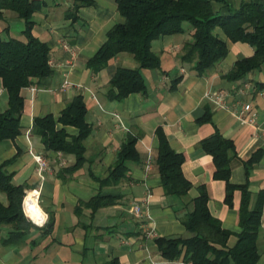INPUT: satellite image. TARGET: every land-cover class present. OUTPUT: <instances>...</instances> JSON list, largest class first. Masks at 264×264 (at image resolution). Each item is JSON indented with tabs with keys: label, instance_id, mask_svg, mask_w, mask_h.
Returning <instances> with one entry per match:
<instances>
[{
	"label": "crops",
	"instance_id": "0c3cea01",
	"mask_svg": "<svg viewBox=\"0 0 264 264\" xmlns=\"http://www.w3.org/2000/svg\"><path fill=\"white\" fill-rule=\"evenodd\" d=\"M36 1L41 7L31 18L32 35L49 47L48 64L53 73L21 91L22 131L15 140L0 142V165L7 164L6 172L14 173L15 185L26 186V191L40 189L36 206L53 219V228L47 236L41 237L34 230L18 244L3 245L1 241L7 238L10 227L0 226V264H149L150 260H160L154 240L188 236L181 221L192 210L191 201L202 185L208 194V210L223 229L232 233L227 247H233L240 232V192H234L231 208L224 204L225 184L213 180L212 158L199 148V143L215 129L234 142L237 158L230 166V182L234 185L246 182L242 162L257 151L263 153L248 179L252 209L257 194L264 190V100L260 96L264 89L256 87L257 83L264 84V65L236 82L225 76L237 60L251 57L253 49L226 41L227 56L197 75L190 64L180 59L182 47L192 35L189 27L184 26V34L152 42L151 51L160 60V70L142 71L145 94H132L121 102L110 101L105 93L117 68L134 69L137 64L130 55L121 53L100 72L92 74L86 63L106 42V34L114 24L123 22L115 0H93L91 5L78 10L74 0ZM241 1L227 0L232 8H237ZM1 13L0 37L25 41L24 22L12 11ZM216 33L225 39L219 29ZM178 77L180 81L170 90L172 80ZM216 94L224 96L222 106L213 102L212 96ZM78 95L83 97L86 121L91 126L84 142L86 162L73 174L61 175L59 171L74 164V157L45 152L40 139L32 134V123L34 118L48 114L57 118ZM244 104L257 114L253 125L240 122L239 112ZM6 108L7 95L0 88V113ZM205 108L211 113L212 123L198 124L196 121ZM157 127L163 129L170 147L184 156L182 173L192 188L183 198L165 196L160 186L155 167ZM64 129L70 136L77 135L74 128ZM128 135H139L136 149L140 162L129 163L127 177L116 186L101 188L98 180L105 178ZM148 153L153 164L146 175L144 163ZM33 155L43 156L48 164L42 183ZM96 197L112 198L115 203L94 210L93 205H84ZM145 199L147 204H142ZM0 201L6 202L1 193ZM136 203L142 204L143 215L150 219L133 215ZM145 222L153 228L155 237H144ZM256 247L257 264H264V205Z\"/></svg>",
	"mask_w": 264,
	"mask_h": 264
},
{
	"label": "trees",
	"instance_id": "16d2710c",
	"mask_svg": "<svg viewBox=\"0 0 264 264\" xmlns=\"http://www.w3.org/2000/svg\"><path fill=\"white\" fill-rule=\"evenodd\" d=\"M74 1L75 10L93 3V0ZM115 3L123 22L114 24L106 34V42L86 63L92 74L100 72L121 53L130 55L137 64L134 69L117 68L105 93L110 101L121 102L129 95L145 94L146 82L142 71L160 70V60L151 51L152 42L164 36L184 34V26L189 27L192 35L191 40L184 43L180 59L182 63L190 64L191 70L197 75L204 74L227 56L226 41L246 44L253 49L251 57L239 59L233 64L225 76L228 81L242 80L264 65V0H242L237 8H232L227 0H115ZM40 7L41 4L36 0H0V18L3 10H9L25 25V41L0 37V88L7 95V108L0 113V142L13 141L21 134L20 119L24 104L21 91L30 87L35 80L46 79L53 73L48 64L49 47L32 35L31 18ZM216 29L221 31L225 39L216 33ZM180 79L172 80L169 89L173 90ZM256 87L264 89V84L257 83ZM86 115L83 97L78 95L57 118L48 114L33 119L32 134L40 139L45 152L74 157V164L59 171L61 175L73 174L86 162L84 142L91 133ZM211 117L205 108L203 116L196 122L211 124ZM66 127L76 129L77 135H68L64 129ZM154 134L155 167L164 195L183 198L192 188L182 173L184 156L170 147L161 127H157ZM138 140L139 135L127 136L107 175L98 180L101 188L116 186L127 177L128 164L140 162V154L136 149ZM199 148L212 158L213 180L225 184L224 204L231 208L234 192H240V232L236 235L237 241L233 247H227L232 233L223 229L220 221L210 214L208 194L202 185L197 188V196L191 201L192 210L181 221L188 236L174 239L159 237L154 240L155 246L166 260L184 258L193 264H228L230 261L234 264H257L259 254L256 241L264 205V190L257 194L255 205L250 209L248 179L263 153L257 151L242 162L246 182L234 185L230 182L231 162L237 158L234 142L224 138L215 129L209 137L200 141ZM6 165H0V193L6 200L5 203L0 201V226H9L10 232L1 244H18L34 230L41 237L49 235L53 219L48 217L42 228L30 222L24 210L26 186L12 182L14 173L6 172ZM114 203L112 198L96 197L84 205H93L94 210Z\"/></svg>",
	"mask_w": 264,
	"mask_h": 264
},
{
	"label": "built area",
	"instance_id": "2783aa9c",
	"mask_svg": "<svg viewBox=\"0 0 264 264\" xmlns=\"http://www.w3.org/2000/svg\"><path fill=\"white\" fill-rule=\"evenodd\" d=\"M67 85V82L65 83ZM261 98L264 100V91H261L260 93ZM222 94H216L212 96L213 102L218 105L222 106L224 99H223ZM246 114L248 117H244L241 115ZM257 114L255 112H252L250 105L244 104L241 106L240 112H239V119L241 124H249L253 125L255 122ZM262 137L264 138V133H262ZM33 161L35 164V171L37 174V177L42 183L44 181V175L48 171V164L46 159L41 156V155H33ZM152 164H153V158L150 153L147 154L145 163H144V173L147 175L151 169H152ZM40 195V189L38 190H30L26 191L25 197H24V210L27 214L28 219L30 222L37 228H42L46 222H47V215L45 213L36 212L35 214H32V209L37 208L36 203L38 200V197ZM142 204H147V199L142 201ZM142 204L141 203H136L132 207V213L136 218H141L148 220L150 219L149 215H143L142 213ZM32 214V215H30ZM142 229H143V235L145 238H153L155 237V233L152 227H150L146 222L142 224ZM149 264H193L191 261H188L183 258L175 259V260H166L161 258L160 260H150Z\"/></svg>",
	"mask_w": 264,
	"mask_h": 264
},
{
	"label": "bare ground",
	"instance_id": "6f19581e",
	"mask_svg": "<svg viewBox=\"0 0 264 264\" xmlns=\"http://www.w3.org/2000/svg\"><path fill=\"white\" fill-rule=\"evenodd\" d=\"M37 211L40 212V210L38 208L32 209V214H35ZM32 214H30V215H32Z\"/></svg>",
	"mask_w": 264,
	"mask_h": 264
},
{
	"label": "rangeland",
	"instance_id": "374dc122",
	"mask_svg": "<svg viewBox=\"0 0 264 264\" xmlns=\"http://www.w3.org/2000/svg\"><path fill=\"white\" fill-rule=\"evenodd\" d=\"M185 25H188V24H185Z\"/></svg>",
	"mask_w": 264,
	"mask_h": 264
}]
</instances>
